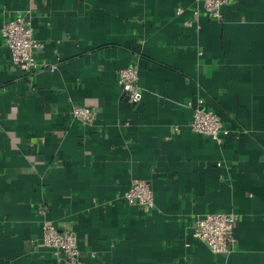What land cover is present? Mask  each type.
Here are the masks:
<instances>
[{
  "label": "crops",
  "instance_id": "1",
  "mask_svg": "<svg viewBox=\"0 0 264 264\" xmlns=\"http://www.w3.org/2000/svg\"><path fill=\"white\" fill-rule=\"evenodd\" d=\"M222 14L195 0H0V264H59L46 224L77 236L83 264H264V0ZM16 15L45 69L11 62L1 30ZM129 67L137 105L117 81ZM198 98L229 131L221 143L190 129ZM136 180L153 189L149 213L123 199ZM207 213L239 215L231 254L193 237Z\"/></svg>",
  "mask_w": 264,
  "mask_h": 264
},
{
  "label": "built area",
  "instance_id": "2",
  "mask_svg": "<svg viewBox=\"0 0 264 264\" xmlns=\"http://www.w3.org/2000/svg\"><path fill=\"white\" fill-rule=\"evenodd\" d=\"M202 6V10L212 19L223 21L222 9L231 0H195ZM179 8L177 15L184 14ZM200 10L193 11V16L199 17ZM186 26L191 21L184 22ZM5 47L10 54L11 62L22 71L31 72L45 69L46 64H39L34 52L41 48V44L34 36L32 20L26 15H16L9 19L1 30ZM54 71V68L50 69ZM138 71L129 67L120 69L117 81L126 100L131 105L142 101V92L138 85ZM194 108L190 129L206 138L221 143L229 131L224 127L222 120L212 110L204 108L203 99L198 98ZM73 120L91 125L96 121L97 113L86 107H74L71 110ZM220 166V164H218ZM123 199L129 205L139 206L143 212L149 213L155 208L154 192L151 185L144 180H136L127 190ZM239 215L235 213H207L196 219L193 224V237L204 242L214 254L229 255L236 244L235 227ZM44 248L52 251L59 264H83L84 258L79 248L77 236L73 232L60 231L53 224L43 227V236L40 242ZM94 257V254H91Z\"/></svg>",
  "mask_w": 264,
  "mask_h": 264
}]
</instances>
